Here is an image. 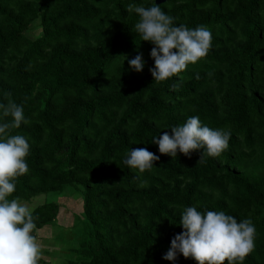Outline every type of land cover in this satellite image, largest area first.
<instances>
[{
    "label": "trees",
    "instance_id": "16d2710c",
    "mask_svg": "<svg viewBox=\"0 0 264 264\" xmlns=\"http://www.w3.org/2000/svg\"><path fill=\"white\" fill-rule=\"evenodd\" d=\"M79 185L66 264H264V0H0V231Z\"/></svg>",
    "mask_w": 264,
    "mask_h": 264
},
{
    "label": "rangeland",
    "instance_id": "374dc122",
    "mask_svg": "<svg viewBox=\"0 0 264 264\" xmlns=\"http://www.w3.org/2000/svg\"><path fill=\"white\" fill-rule=\"evenodd\" d=\"M82 191L81 185L78 189L67 186L62 191L42 193L28 200L18 201L15 208L26 212L40 203L53 201L58 204L56 218L31 238L24 237L23 230L9 234L0 231V252H21L28 257L40 256L48 264H66L76 256L74 248L81 236Z\"/></svg>",
    "mask_w": 264,
    "mask_h": 264
},
{
    "label": "water",
    "instance_id": "95a60500",
    "mask_svg": "<svg viewBox=\"0 0 264 264\" xmlns=\"http://www.w3.org/2000/svg\"><path fill=\"white\" fill-rule=\"evenodd\" d=\"M166 0H154V3L155 4H160V3H163V2H165Z\"/></svg>",
    "mask_w": 264,
    "mask_h": 264
},
{
    "label": "crops",
    "instance_id": "0c3cea01",
    "mask_svg": "<svg viewBox=\"0 0 264 264\" xmlns=\"http://www.w3.org/2000/svg\"><path fill=\"white\" fill-rule=\"evenodd\" d=\"M26 235V234H25ZM25 235H24V237H25Z\"/></svg>",
    "mask_w": 264,
    "mask_h": 264
}]
</instances>
